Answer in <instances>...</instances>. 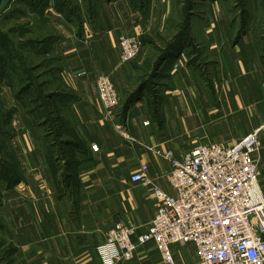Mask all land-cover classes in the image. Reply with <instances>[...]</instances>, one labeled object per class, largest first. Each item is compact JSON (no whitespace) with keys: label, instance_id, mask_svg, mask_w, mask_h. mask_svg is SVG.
<instances>
[{"label":"crops","instance_id":"1","mask_svg":"<svg viewBox=\"0 0 264 264\" xmlns=\"http://www.w3.org/2000/svg\"><path fill=\"white\" fill-rule=\"evenodd\" d=\"M13 1L28 4L33 50L43 65L56 62L57 88L45 96L54 128L44 131L37 109L0 77L1 259L102 264L95 246L110 225L131 223L143 232L153 218L150 187L130 179L140 165L157 187L173 193L166 152L180 158L200 143L234 145L256 128L253 159L264 195V0H194L188 42L152 77L158 98L142 93L129 104L153 43L122 63L118 37L163 33L175 0ZM98 75L120 95L112 115L98 98ZM170 250L174 264L197 262L191 244ZM115 264L165 263L148 242Z\"/></svg>","mask_w":264,"mask_h":264},{"label":"built area","instance_id":"2","mask_svg":"<svg viewBox=\"0 0 264 264\" xmlns=\"http://www.w3.org/2000/svg\"><path fill=\"white\" fill-rule=\"evenodd\" d=\"M122 63L135 59L143 44L139 34L117 40ZM98 98L107 115L120 95L105 75L96 78ZM260 128L234 145L200 143L170 160L168 183L173 193L157 187L142 164L130 179L150 187L156 208L148 228L138 232L131 223L110 225L95 246L102 264L132 259L152 242L165 264H174L173 244H191L196 264H264V195L253 154L259 149Z\"/></svg>","mask_w":264,"mask_h":264},{"label":"rangeland","instance_id":"3","mask_svg":"<svg viewBox=\"0 0 264 264\" xmlns=\"http://www.w3.org/2000/svg\"><path fill=\"white\" fill-rule=\"evenodd\" d=\"M193 2L194 0H175L174 14L166 24L165 31L149 37L153 44L149 46L146 52V62L143 65L145 73L137 81V85L147 81L143 93L149 100L158 98V87L156 82H154L156 79L154 78V80L152 75L156 76L158 64V66H161L167 57L178 51L179 47L173 48L170 43L175 40L177 33L182 31V26L191 17L190 5ZM11 3H14L12 8L14 11L7 8L5 12L0 14V77L4 75L6 84L17 91L22 92L24 88H27L26 91L21 93L23 95L21 100L28 108L37 109V114H35L36 121L48 120L44 125V131H48L49 127H54V123H52L53 117L49 113L51 106L47 105L45 96L50 93V89L55 90L57 88L56 62L51 60L43 65L40 53L33 50L31 34L33 35L34 33H31L32 25L27 13L29 9L26 8L28 4L26 2L18 4L14 1ZM194 9H200V7L198 6ZM184 40L187 41V38L184 37ZM142 44L143 46L147 44L145 39L142 40ZM46 78L51 79L50 81L52 82L43 87L40 83ZM1 137L0 89V161L1 154L3 155L4 153H1V144L3 143ZM0 264H11L8 257L1 259V244Z\"/></svg>","mask_w":264,"mask_h":264},{"label":"trees","instance_id":"4","mask_svg":"<svg viewBox=\"0 0 264 264\" xmlns=\"http://www.w3.org/2000/svg\"><path fill=\"white\" fill-rule=\"evenodd\" d=\"M190 9H191V5H190ZM187 25H188V22L186 21L185 24L182 26V31L181 32H178L177 35H176V37H175V40H173V42L170 43V46L171 47H173V48L179 47L180 48L181 45H183L185 42H188V40L187 41L184 40V37H186V35H187L186 34V32H187L186 31L187 30ZM144 39H145V42L146 43H148V42L153 43V41H151V39L149 37L141 38V40H144ZM158 65H157L156 68L159 67ZM152 77H153V75H152ZM146 84H147V81H144L143 83L138 84V86L132 92H129L128 93V95L126 97V101L130 99L129 102H131L132 100H134L135 98H137L138 96H140L143 93ZM26 89L27 88H24L23 91H26ZM23 91L21 92V91L18 90L17 93L19 95H21V93H23ZM53 94L54 93H52L50 96H52ZM127 104H128V102H127ZM50 115H52V114H50ZM52 117H53V115H52ZM47 121H44V123L46 124ZM49 121L51 122V120H49ZM52 123H54V118H52ZM49 128H54V127H49ZM55 133H57V131H55Z\"/></svg>","mask_w":264,"mask_h":264},{"label":"water","instance_id":"5","mask_svg":"<svg viewBox=\"0 0 264 264\" xmlns=\"http://www.w3.org/2000/svg\"><path fill=\"white\" fill-rule=\"evenodd\" d=\"M12 2V0H0V14H2L10 5V3ZM129 100L126 101V104L128 102L129 104Z\"/></svg>","mask_w":264,"mask_h":264}]
</instances>
